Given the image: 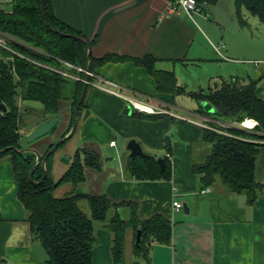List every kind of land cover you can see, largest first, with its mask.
I'll use <instances>...</instances> for the list:
<instances>
[{
  "label": "crops",
  "instance_id": "crops-1",
  "mask_svg": "<svg viewBox=\"0 0 264 264\" xmlns=\"http://www.w3.org/2000/svg\"><path fill=\"white\" fill-rule=\"evenodd\" d=\"M174 2L51 0L55 17L93 43L95 58L108 54L134 58L151 55L157 59L159 70L174 71L183 86L189 85L187 77H183L187 69L195 67L204 72L196 75L198 80L193 78L196 84H203L206 78H252L257 81L256 93L264 99V42L259 39L256 43L250 34L251 23L244 11L246 24L241 25L235 0L203 4L201 11L194 13L196 21L187 17L193 13L182 7L177 13H170ZM217 46H221L219 52ZM93 74L73 135L75 147L66 155L54 154L51 172L55 180L60 178L69 168L76 149L88 147L101 155L102 168L98 171L86 167V180L77 186L76 194H107L115 202L133 200L139 203L141 218L160 213L170 219V242L153 241L148 259L136 255V236L129 229L125 264H264V188L253 203H248L244 194L229 192L219 181L210 185V192L200 193L205 185L192 168L206 150V115L199 110H205L203 102L194 99L190 106H182L178 102L182 95L160 93L148 70L132 61H109L98 66ZM127 98L165 112L140 111ZM170 102L173 107L165 108L164 103ZM68 107L60 117L68 114ZM127 107L129 114L124 113ZM137 112L142 115H134ZM155 114L156 117L146 116ZM66 124L59 118L60 129ZM117 137L127 143L135 139L157 159L170 154L171 179L130 177L125 172L130 151L127 147L126 152L120 150L115 154L110 150L117 147ZM112 141L116 142L114 146ZM257 142L261 145L255 175L264 183V139ZM71 190L72 185L68 184L59 194ZM18 191L13 159L5 156L0 159V264H46L48 254L31 231ZM174 201L182 206L177 208ZM119 213L122 218L127 215L125 208L119 209ZM95 234L98 243L93 250V264H116L111 252L113 234L102 223L96 225Z\"/></svg>",
  "mask_w": 264,
  "mask_h": 264
},
{
  "label": "trees",
  "instance_id": "trees-1",
  "mask_svg": "<svg viewBox=\"0 0 264 264\" xmlns=\"http://www.w3.org/2000/svg\"><path fill=\"white\" fill-rule=\"evenodd\" d=\"M43 2L45 17L42 0H11L10 10L0 7V31L48 53H39L12 42L22 54L38 63L18 56L13 63L0 62V103L7 106V110L0 114V151L9 147L23 148V127L36 125L51 117L60 118L68 105V122L57 140L64 137L73 124L74 110L85 84L86 72L67 69L60 62L64 60L87 70V44L65 36L83 35L55 17L51 0ZM196 2L201 8L205 3L216 4L218 0ZM235 4L241 25L246 24L244 10L258 17L264 24V0H235ZM57 29L61 34L54 31ZM90 44L92 46L93 43ZM109 61H132L148 70L160 93H169L173 97L188 95L198 102H208L215 108L214 112L209 113L201 107L199 110L203 113L232 121H242L245 118L258 121L255 132L237 127H205L203 144L206 150L199 160L196 159L192 169L194 173L201 175L205 186L219 181L229 192L246 195L248 203H253L260 196L264 183L256 179L255 165L261 145L257 140L264 139V99L256 93L257 81L250 78L243 82L239 77H220L212 81L207 89L188 91L179 84L174 71L159 70L156 67L157 59L151 55L134 58L108 54L95 58L92 54L90 72L94 73L98 66ZM13 66L17 77L12 70ZM63 70L80 79L64 75L61 72ZM92 80L93 77L90 76V81ZM20 99L42 104L35 121L28 120L34 108L26 106L22 109L18 103ZM84 101L85 99L81 104L80 114ZM135 114L142 115L139 112ZM56 128L50 133L55 132ZM57 140L49 143L44 152L34 148L41 152L43 158ZM55 153L47 162V174L41 184L30 179L36 154H19L14 149H9L0 156V159L5 156L13 159V170L19 183L18 197L26 208V220L31 231L40 239L48 254L46 264H93V250L98 243L95 234L98 223H102L113 234L111 252L116 264H125V241L129 229L134 231L135 236L138 230H142L140 242L135 245V253L145 259L149 258V247L153 241L166 244L170 242L172 223L165 215L157 213L143 219L136 201L115 202L107 194L75 193L77 186L86 180V167L101 170L102 161L98 152L88 147L77 148L69 168L57 180L51 172ZM164 163L162 168L156 156L148 153L145 157L130 156L125 162V172L137 180H169L172 176L170 159L164 157ZM43 177L44 171L39 165L33 179L38 182ZM68 184L72 185V190L60 195L59 190ZM83 199L87 201V211L79 204ZM121 208L126 209L127 215L124 218L119 213Z\"/></svg>",
  "mask_w": 264,
  "mask_h": 264
},
{
  "label": "rangeland",
  "instance_id": "rangeland-1",
  "mask_svg": "<svg viewBox=\"0 0 264 264\" xmlns=\"http://www.w3.org/2000/svg\"><path fill=\"white\" fill-rule=\"evenodd\" d=\"M222 5V4H221ZM220 5V6H221ZM0 7L2 8H5L6 10H10L12 8V4H11V0H0ZM195 12H193V14H191V16H188L189 18H191V20H194L196 21V14H194ZM211 12H208L207 11V16L211 18ZM244 16L245 18H247V20L251 23V29H250V34L254 37V39L256 40V43H257V40H263L264 42V24L260 22L259 18L250 14L247 10H244ZM58 30V29H57ZM253 34H252V33ZM16 38V40H14V43L13 44H17V45H20V46H23L25 48H28L27 46H31L30 44L26 43L25 41L21 40L20 38L18 37H14ZM253 42V41H252ZM14 50H16L17 52H19L21 55L25 56L24 54H22L17 48H15L14 45L11 46ZM32 47H35V46H32ZM36 48V47H35ZM40 50V49H39ZM42 51V50H41ZM44 52V51H43ZM0 53L2 54L3 53V49L0 48ZM46 53V52H44ZM48 55V53H46ZM19 57V56H18ZM66 67V66H65ZM67 69H70L69 67H66ZM77 70V69H76ZM79 71V70H78ZM193 71V72H192ZM81 72H85V71H81ZM199 73H204L202 69H199L197 67L195 68H189L187 69L186 73L184 74L183 77H187V82L189 83V85H185L184 83V86L186 87V89L188 91H197L198 89H207L208 86H209V83L211 82V80L214 81V79L212 78H206L204 79V82H202L203 84H196V82H193V78L194 77H197L196 75L199 74ZM210 72H207V74H209ZM206 74V75H207ZM73 77H72V76ZM69 75V77H72L73 79H80V77L78 76H75L73 74ZM197 80H198V77H197ZM91 82V81H90ZM243 82H245V80H243ZM211 84V83H210ZM179 103H181L182 106L184 107H188L190 106V104L192 103H195V100L193 98H191L190 96L188 95H182L180 98H179ZM18 103H19V106L24 109L26 106H29L30 108H34L33 111H31V115L29 116L28 120L29 122L31 121H35L38 117V110H40L42 108V104L40 102H37V101H19L18 100ZM165 104V108H172L173 107V103L170 102L169 103H164ZM207 111V110H205ZM209 112V111H208ZM214 112V111H212ZM211 113V111H210ZM37 115V116H36ZM206 119L205 120V124L206 126H212V127H219L220 129H223V128H228V126H225L224 124L232 121L230 119H219L217 117H215L214 115H209V114H206ZM68 117V114L65 112V114H63V116L60 117V119L63 120V124H66L67 122V118ZM251 119V118H250ZM221 122V123H220ZM234 122V121H233ZM31 125V124H30ZM28 125L27 127H23L22 128V134H24V140H23V145L24 147L28 146V142L26 141V138H25V133L28 129L32 128L33 126L35 125ZM216 127V128H217ZM63 129H60V125H58V127L56 128L55 132H52V133H49L47 135V137L45 139H40L38 142L36 141L35 143H33L31 146L32 147H36V148H39V150L41 152H44L47 148V145L49 143H52V142H55L57 140V137L59 136V134L62 132ZM228 133V132H227ZM262 134H264V132H262ZM75 136V135H74ZM72 137L70 138L69 140H67L63 145H61L58 150L56 151L55 155L56 154H60V152L64 153L65 155L69 153V151H72L73 148L75 147L74 144H75V137ZM118 140V145L117 147L113 148V149H110L111 151H113V154L116 153V151L120 152V150L122 152H126V147H127V142L121 140L120 138H115ZM73 146V148H72ZM106 150H108L106 147H104ZM53 155V157L55 156ZM53 161V159H52ZM59 170L61 168H58ZM80 206L83 210H88V205H87V201L86 200H81L80 201Z\"/></svg>",
  "mask_w": 264,
  "mask_h": 264
},
{
  "label": "water",
  "instance_id": "water-1",
  "mask_svg": "<svg viewBox=\"0 0 264 264\" xmlns=\"http://www.w3.org/2000/svg\"><path fill=\"white\" fill-rule=\"evenodd\" d=\"M43 1L44 0H42V8H43V15L45 17L44 2ZM54 31L56 33L61 34L60 30H54ZM65 36L78 39V40L85 42L87 44V61H88L87 76H86L85 84L83 86V90H82L80 99H79V101L76 105V108L74 110L73 124L71 126L70 131L64 137H61L60 139H58L57 142L52 146V148L42 158L41 152L39 150H37L36 148L32 147L31 145L34 142L40 140L41 138L47 136L54 128H56L58 126L59 118L58 117H51V118H48V119L36 124L35 126H33L32 128H30L26 131L25 138H26V141L29 143L28 146L23 147V148L9 147V148H5V149L0 151V156L2 153L6 152L9 149H14L19 154H25L28 152H32V153L36 154L35 164H34L33 169L30 172V179L36 184H41L44 181L46 174H47L46 165H47V162H48L50 156L56 152V150L59 148V146L61 144L65 143L67 140L72 138L73 135L75 134L77 127H78V123H79L81 104H82L83 100L85 99V96H86L87 90H88V86L90 84L91 56H92V46L90 44V41L87 38H85L84 36H80V35L65 34ZM203 106H204V109L209 111V112L210 111L212 112L215 110V108L208 102H203ZM0 110L6 111L7 106L4 103H0ZM124 113L129 114L130 108L127 107L124 110ZM169 142H170V138H169V136H167L166 137V143L169 144ZM127 150L130 151L131 157H135V156L145 157V156H147V153L143 150L141 144L138 141H136L135 139L129 140V142L127 143ZM157 161L160 164V166L162 168H164V166H165L164 158L160 157L157 159ZM39 165H41V167L44 171V177L40 181L36 182L33 179V175H34V172L36 171V169ZM183 207H184V210L188 212L187 204H184ZM141 235H142V230L140 229V230H138L137 236H136V243L137 244L140 242Z\"/></svg>",
  "mask_w": 264,
  "mask_h": 264
},
{
  "label": "built area",
  "instance_id": "built-area-1",
  "mask_svg": "<svg viewBox=\"0 0 264 264\" xmlns=\"http://www.w3.org/2000/svg\"><path fill=\"white\" fill-rule=\"evenodd\" d=\"M179 7H182L189 14H191L193 12L201 11V8L197 5L196 0H175V2L172 3V5L170 6L168 11L170 13H173V14L177 13ZM14 40H16V38H14V36L6 34V33L2 32V31H0V48L3 49L2 56H0V62L1 61H8V62H12L13 63L14 60H15V57H17V56L32 60L31 58H28L26 56L21 55L19 52H17L16 50H14L11 47L12 46V42H14ZM27 47L29 49H32V50L36 51V52L44 53L43 51L39 50L38 48H35V47H32V46H27ZM215 49L219 52L220 49H221V46H217V47H215ZM32 61L35 62V63H38L37 61H34V60H32ZM60 62H62L66 67L74 68V69H77L79 71H85L87 73V70H84L81 67L73 65V64H71V63H69L67 61L60 60ZM12 70H13L15 76L17 77V73H16V70H15L14 66L12 67ZM61 72L64 75H67V76L71 75V73L66 71V70H63ZM90 76H94V74L92 72H90ZM99 87L102 88V89H105V90H107L109 92H113L114 93V91H112L108 87H103V86H99ZM115 93H117V92H115ZM127 100L131 102L133 107H135L136 109H138L140 111H143V112H148V113H155V112L164 113L165 112V110H162V109L155 110L154 108L148 106L145 102H142V101L137 100L135 98H127ZM20 101H21V99H20ZM3 113H4V110H0V114H3ZM205 120H207V119L205 118ZM250 121H253L254 123L253 124H249ZM224 125L228 126V128L229 127H237V128L243 129V130L248 131V132H255L257 126L259 125V123L255 119L245 118L242 121H234V122L230 121V122H228V123H226ZM205 127H211V126H206L205 125ZM21 132H22V130H21ZM110 144L112 146H114L116 144V142L112 141ZM167 157L170 159L171 155L168 154ZM210 189H211L210 186H205L200 191V193L201 194H206V193L210 192ZM174 206H176L177 208H180L182 205L178 201H174ZM2 264H10V263L3 262Z\"/></svg>",
  "mask_w": 264,
  "mask_h": 264
},
{
  "label": "bare ground",
  "instance_id": "bare-ground-1",
  "mask_svg": "<svg viewBox=\"0 0 264 264\" xmlns=\"http://www.w3.org/2000/svg\"><path fill=\"white\" fill-rule=\"evenodd\" d=\"M254 122L253 121H250L249 124H253Z\"/></svg>",
  "mask_w": 264,
  "mask_h": 264
}]
</instances>
